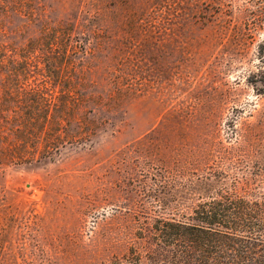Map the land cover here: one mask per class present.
<instances>
[{
    "label": "rangeland",
    "instance_id": "374dc122",
    "mask_svg": "<svg viewBox=\"0 0 264 264\" xmlns=\"http://www.w3.org/2000/svg\"><path fill=\"white\" fill-rule=\"evenodd\" d=\"M245 1L155 0L154 27L108 32L86 78L95 81L88 110L55 106L42 112L52 123L40 139L11 148L15 136L0 138V264H112L143 221L254 171L264 24L241 37L224 22ZM113 55L131 84L120 100L109 98L103 67Z\"/></svg>",
    "mask_w": 264,
    "mask_h": 264
},
{
    "label": "trees",
    "instance_id": "16d2710c",
    "mask_svg": "<svg viewBox=\"0 0 264 264\" xmlns=\"http://www.w3.org/2000/svg\"><path fill=\"white\" fill-rule=\"evenodd\" d=\"M154 1L0 0V138L15 136L7 146L25 144L33 136L40 139L41 126L52 123L43 111L55 106L88 110L95 100V81L86 78L95 73L91 63L105 48L108 32L154 27V14L163 11ZM224 22L241 37L250 36L264 24V0H246ZM257 53L264 74V40ZM111 58L103 64L113 85L108 96L120 100L131 84L124 82L120 63L112 64ZM261 154L254 171L176 211L180 218L174 212L143 221L140 240L112 264H264Z\"/></svg>",
    "mask_w": 264,
    "mask_h": 264
}]
</instances>
